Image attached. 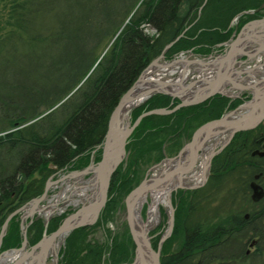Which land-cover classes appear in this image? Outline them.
I'll use <instances>...</instances> for the list:
<instances>
[{"label": "trees", "instance_id": "1", "mask_svg": "<svg viewBox=\"0 0 264 264\" xmlns=\"http://www.w3.org/2000/svg\"><path fill=\"white\" fill-rule=\"evenodd\" d=\"M224 1L208 0L194 24L205 0H71L67 7L65 0L56 6L42 0L10 2L9 28H0V61L6 68L16 61L20 64L25 97L18 110H2L0 118V233L12 212L43 194L51 176L90 164L93 150L104 141L113 110L167 44L192 24L167 50L166 59L189 49L210 53L231 37L235 29L229 24L238 13L264 3L239 0L226 19L228 27L205 28L207 10ZM260 15L264 16V7L257 14L243 15L237 30ZM241 101L216 95L169 115L145 117L127 145L128 166L123 162L112 178L101 218L67 237L59 264L132 262L136 245L129 227L114 232L108 224L116 220L114 212L136 187L140 164L153 165L166 155H176L200 125L221 117ZM178 102L157 94L136 108L132 119ZM260 143L264 147V137L255 131L237 133L214 158L207 184L178 192L174 235L179 236V243L176 249L165 243L161 264H243L264 251V199L254 202L250 186L256 176L264 186V156L250 155ZM101 157L99 149L95 162ZM65 216L53 218L48 232L55 231ZM98 227L106 234L104 242L93 236ZM44 230L43 219H34L28 229L31 245L42 238ZM255 238L257 250L248 254V244ZM22 242L21 219L16 215L0 252L19 248ZM158 244L155 239L153 247L157 249Z\"/></svg>", "mask_w": 264, "mask_h": 264}, {"label": "water", "instance_id": "2", "mask_svg": "<svg viewBox=\"0 0 264 264\" xmlns=\"http://www.w3.org/2000/svg\"><path fill=\"white\" fill-rule=\"evenodd\" d=\"M257 27H260L262 32H255ZM183 34L184 33L179 35L173 42L167 44L164 52L180 39ZM252 44L255 45L254 49L247 50L248 46ZM226 45L228 46L225 52L217 55L215 59L208 64L215 68L214 74L209 77H199L187 84L184 81L175 82L172 80H152L146 78L148 70H152L154 67L166 68L171 65L160 64V60L164 58V52L160 57L155 59L141 73L132 87L122 96L119 104L113 110L104 142L98 145L93 151L96 152L97 149L102 148L101 160L95 162L94 158H92L91 163L86 168L74 171L75 175H91V182L89 183V186H92L91 192L85 197L84 203L76 211L66 216L55 231L50 234L44 232L43 237L30 248H27L29 245L27 236L28 225H25L23 227L24 240L22 247L2 252L0 254V264L3 263L5 258L14 253H18L19 256L14 259L11 264H47L50 252H52L55 264H57L61 244H63L71 232L83 226L93 225L100 218L109 200V188L112 177L120 164L125 160L129 139L143 118L153 114H170L180 107L202 103L217 94L233 98L237 96L233 91H250L252 93L250 99L244 101L235 109L224 113L220 118L202 124L195 130L191 140L183 146L176 157L167 158L168 161L176 162L177 168L160 172V174L155 177H146L126 196L127 220L132 238L136 244L134 261L129 264H160L163 243L172 234L175 224L176 208L172 203L171 191L184 188L186 185L184 183L176 184L169 190V227L166 233L161 237L157 250L152 246L151 236L149 235L150 228L141 227L140 224L136 222L135 205L139 197L138 195L141 193L148 194L151 190L150 188H152L154 184L164 182L169 177L178 173L181 174L179 177L180 181H184L186 178L185 175L193 170L199 156V151L205 148L209 138L216 136L218 133H227L225 141L221 144H216L215 149L210 152L208 158L204 162L203 182H205L207 179L206 172L211 165L212 158L230 143L236 133L253 129L264 120V71L261 72L262 76L258 77L254 75V73L258 70L259 65L240 70L234 67L238 57L245 55L248 59H252L259 53L264 52V18L255 19L247 23L239 34L233 40L226 43ZM248 59L242 62L244 63L248 61ZM260 65L264 66V63ZM244 73H246L245 76L243 75ZM247 79H249V82H246ZM139 84H149L150 86L145 91L136 95L134 94V90ZM156 93L168 94L174 98L178 97L181 99V103L172 109L155 108L148 110L140 114L135 121H132V109L139 106L140 103L146 101ZM139 99H141V102L137 103ZM59 104L51 110L55 109ZM127 105L129 108L123 111L124 107ZM33 121L34 120L29 123ZM218 146L220 147L217 148ZM260 153L263 154L264 151ZM256 178H258V176H256ZM53 184L54 182L52 180H48L45 192L41 196L32 199L28 204L8 216L0 234V247L12 217L27 208H29V211L24 215L23 221H25L28 216L32 217L37 211L41 201L47 197L48 191ZM196 186L197 185H194L192 187ZM251 188L252 199L254 201H260L264 198L263 185L253 180L251 182ZM140 216L142 215L140 214ZM48 223L49 219L46 221V227ZM61 236L64 237L57 245V240L61 238ZM257 242L258 238L251 241L247 253L251 252V249Z\"/></svg>", "mask_w": 264, "mask_h": 264}, {"label": "rangeland", "instance_id": "3", "mask_svg": "<svg viewBox=\"0 0 264 264\" xmlns=\"http://www.w3.org/2000/svg\"><path fill=\"white\" fill-rule=\"evenodd\" d=\"M11 1L12 0H2L0 2V28H2L1 30H4L5 26L7 24V20H8V16H9L8 13H9ZM43 1H46L47 3H49L50 6H53V4L55 6L59 4V0H42V2ZM119 1H121V0H119ZM224 2L225 3H223V4L222 3L215 4L214 10H211V9L207 10V12L205 13V16L203 17V20H207L206 21L207 23L203 24V25H205V28L221 29L220 27H225V26L228 27V25H226V23H227L226 19L231 13L230 12L231 7L236 6L238 4L239 0H227V1L225 0ZM65 5H66V7L70 6L71 0H67V1L65 0ZM200 17H201V12L199 13L197 20H195L192 24L196 23L200 19ZM47 20H49V19H47ZM51 22H52V18H51ZM233 23H236L235 17L231 20L229 27H230V25H233ZM192 24H191V26H192ZM233 27H234V25H233ZM8 28L9 27L6 26V29H8ZM205 28L199 30L198 33H201L202 30H204ZM147 30L152 32V33L155 32V30L153 28H150V27H148ZM263 59H264V57H263ZM24 92H25V86H24V82L22 80V74L20 72V64L17 63V61H16V63L13 62V66L6 68L4 66V64L0 61V118H2L1 116H3V114H4V113L1 114L2 110H4V111L9 110L8 112H6V111L5 112L10 113V111H13L15 108L17 109V107H19L23 104V99L25 97ZM170 114H172V113H170ZM153 115H169V114H153ZM215 119H217V118H215ZM262 124H264V123H262ZM226 136H227V133H225L222 138L218 139V141L221 140V142L219 144H221L224 141ZM187 141H189V140H187ZM216 143H214V144L216 145ZM179 152H180V150H178V152L176 153V156L179 154ZM168 156H170V155H168ZM202 158H203V153L201 154V156L198 159L197 164L195 165L197 167L196 171H199L201 168L200 165L202 164ZM126 160H127V158H126ZM126 160H125V165H124L125 167L128 166V162ZM151 166L152 165L149 163H146V164L141 163L140 164L138 173L136 174V177H135V179L138 180L136 187L144 180L145 177L150 178V177L154 176V173L156 171L150 170ZM87 177H88V175L84 176V178H87ZM74 181H75V179H71V182L67 181L63 185L58 183V184H54L53 186H51L50 190H49L48 198L45 201H43L41 205L43 206V205L49 204L50 198H52L54 195H57V194L60 195L65 190L64 188L70 183L74 184ZM61 186H63V187L61 188ZM62 189H64V190L62 191ZM177 191L178 190H175V189L173 191H171L172 203L176 207V212H177L176 199H177V194H178ZM66 194H69V192L67 191ZM148 195H149L148 196L149 197L148 202H145L143 208L139 212V213H141V215L145 219H147V216H148V206L150 205V202L152 201L151 192H149ZM125 198L126 197H124L122 202H121L122 203L121 208L118 211L114 212V218L113 219H116V220H110V222L108 224V228L114 232H116L119 228L121 229V231H123L129 227L128 222H127V208H126ZM60 200H62V197L60 198ZM216 203L217 202H214L212 204V206H215ZM218 203H219V201H218ZM61 207H64V206L61 205ZM159 212H160V219L158 220V222L154 226H152L150 228V232H149V235L152 236L153 241H155V239H157L158 242L160 241L161 237L166 233V231L169 227V216H170L169 204L168 203H161V205L159 207ZM176 212H175L174 223H176ZM212 212H214V211H212ZM214 213H216V212H214ZM42 214H43V212H42ZM211 214H213V213H211ZM174 228H175V224H174ZM174 228H173L172 234L163 243V247H164L166 242H168L169 245H172V249H176L178 247L179 236L174 235ZM93 236H94V238L99 239L100 241H103V242L106 239V234H105L102 227L96 228V233H94ZM57 244H58V240H57ZM256 250L257 249L254 248L252 254H254V252ZM49 264H54V262L49 261ZM238 264H242V263L239 262ZM243 264H264V251H262V253L260 255H255V256L253 255V257L249 258Z\"/></svg>", "mask_w": 264, "mask_h": 264}, {"label": "bare ground", "instance_id": "4", "mask_svg": "<svg viewBox=\"0 0 264 264\" xmlns=\"http://www.w3.org/2000/svg\"><path fill=\"white\" fill-rule=\"evenodd\" d=\"M203 73H207V71L203 72ZM160 73H157V71L155 70H149L147 72V78L149 79H157L160 77ZM187 77V75H185V78ZM150 85L149 84H139L138 86H136L135 90H134V94H140L141 92L145 91ZM141 99H139L137 101V103L140 101ZM129 108V106H125L123 111H126ZM224 136V133H218L216 136L214 137H210L207 145L205 146V150L203 151V158H202V164L200 165L201 168L198 172H196L194 174V177L191 178L192 183L199 181V179L202 177V166L204 164V161H206V159L208 158L210 152L215 149V144L219 138H222ZM221 140H219L216 144L220 143ZM213 143V144H212ZM177 163L173 162V161H165L163 164H161L160 166H156L153 168V170H155L156 172L154 173V176H158L160 174V172H165L168 169L174 170L175 168H177ZM180 173L173 175L171 177H169L168 179H166L164 182L161 183H156L152 186V188H150L151 190L149 192H151V197H152V201L150 202L149 205V209H148V216L147 219L142 218V216H140L139 212L141 210V208H143L145 202H148L149 199V195L146 193H141L139 194L138 198H137V203L135 205V211L137 212V216H136V222L138 224H140L141 227H145V228H151L152 226H154L158 220L160 219V212H159V207L161 205V203H168L169 204V190H171V188H173L176 184H181V183H185L186 181H180ZM186 176V175H185ZM76 182V180H75ZM83 182V181H82ZM86 183V182H84ZM84 183H79L78 181L75 184H69L66 187V190L64 191V194L66 195V192L68 191V189L73 186L79 185V186H83ZM89 184V182H88ZM87 184V186H88ZM86 186V187H87ZM90 189L92 186H89ZM86 188L82 187V191H85ZM86 193V192H85ZM63 194V195H64ZM61 198V197H59ZM58 197L55 200H51V201H56L57 203L59 202ZM52 208H50L49 210H47L45 212V214H47L49 216V214H51ZM64 236H61V240L63 239ZM18 256V253H14L9 255L7 258L4 259L2 264H8L10 262L13 261L14 258H16Z\"/></svg>", "mask_w": 264, "mask_h": 264}, {"label": "flooded vegetation", "instance_id": "5", "mask_svg": "<svg viewBox=\"0 0 264 264\" xmlns=\"http://www.w3.org/2000/svg\"><path fill=\"white\" fill-rule=\"evenodd\" d=\"M262 123H264V121H263ZM262 123H261V124H262ZM261 124H260V125H261ZM260 125L257 126L256 128L250 129V130H248V131H255V133H257V134H259L260 136L264 137V129L258 130V128L260 127ZM257 149H258V150H257ZM263 150H264V147H263L262 143H260V145L257 144L256 147L253 148V150L251 151L250 155L253 156V157H262V156H264V153L261 154L260 152H262ZM203 151H204V150H202V151L199 152V153H200V154H199V157L201 156V154L203 153ZM199 157H198V159H199ZM213 159H214V158H213ZM213 159H212V161H211V168H209V172H210L209 178H210L211 174L213 173V170H212ZM196 164H197V163H196ZM196 164H195V165H196ZM196 170H197V167L195 166V169H193V172H196ZM209 178H208V179H209ZM185 181L188 183V182L191 181V178H189L188 175H187L186 178H185ZM196 189H198V188H196ZM196 189H194V190H196ZM244 216H245L246 218H248L249 213H248V212H245V213H244ZM44 232H48V228L46 229V231L44 230ZM43 234H44V233H43ZM249 245H250V244H249ZM49 261H53V262H54V258H53V254H52V252L49 253V256H48V264H49Z\"/></svg>", "mask_w": 264, "mask_h": 264}]
</instances>
